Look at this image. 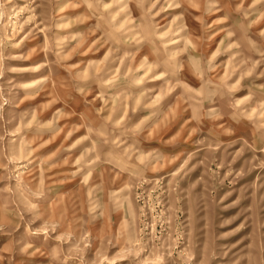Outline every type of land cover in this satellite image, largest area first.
<instances>
[{"label": "rangeland", "instance_id": "obj_1", "mask_svg": "<svg viewBox=\"0 0 264 264\" xmlns=\"http://www.w3.org/2000/svg\"><path fill=\"white\" fill-rule=\"evenodd\" d=\"M0 264H264V0H0Z\"/></svg>", "mask_w": 264, "mask_h": 264}]
</instances>
